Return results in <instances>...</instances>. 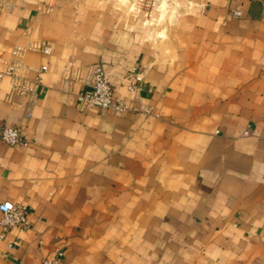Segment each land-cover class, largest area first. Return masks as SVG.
Returning a JSON list of instances; mask_svg holds the SVG:
<instances>
[{"label": "crops", "instance_id": "crops-1", "mask_svg": "<svg viewBox=\"0 0 264 264\" xmlns=\"http://www.w3.org/2000/svg\"><path fill=\"white\" fill-rule=\"evenodd\" d=\"M12 59L34 103L0 78L27 140L0 138V201L27 226L0 264H264V0H0ZM97 62L136 108L79 105Z\"/></svg>", "mask_w": 264, "mask_h": 264}, {"label": "built area", "instance_id": "built-area-1", "mask_svg": "<svg viewBox=\"0 0 264 264\" xmlns=\"http://www.w3.org/2000/svg\"><path fill=\"white\" fill-rule=\"evenodd\" d=\"M233 14L240 15L241 11L236 9ZM38 47L43 52H50L49 44H30L29 47ZM46 65L40 66L44 70ZM131 81L128 84L129 89L138 87L136 81L141 79L139 72H131ZM91 81L89 88L79 91L76 94V99L79 105L85 107H97L105 110H110L115 113H122L131 106L123 98L117 97L113 93L112 85L106 75L104 65L100 62L93 64L91 72ZM7 76L10 81V92H14L19 96H27L23 105L26 116L31 115V108L34 103V81L24 76L21 73V62L12 59L6 62L5 66L0 69V78ZM0 138L9 145L26 144L27 140L21 133L20 126L17 124L5 125L0 128ZM27 226V206L21 202H14L9 199L0 201V228L7 231L11 228H24ZM1 237V234H0ZM61 261V250L55 248L50 256L42 259L41 264H59Z\"/></svg>", "mask_w": 264, "mask_h": 264}, {"label": "rangeland", "instance_id": "rangeland-1", "mask_svg": "<svg viewBox=\"0 0 264 264\" xmlns=\"http://www.w3.org/2000/svg\"><path fill=\"white\" fill-rule=\"evenodd\" d=\"M148 18H150V20H146V22H152L153 19L151 18V16H148Z\"/></svg>", "mask_w": 264, "mask_h": 264}]
</instances>
